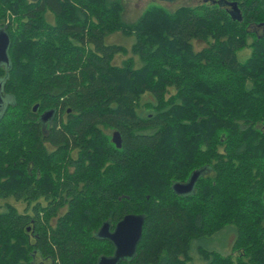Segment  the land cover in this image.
<instances>
[{"label":"trees","instance_id":"1","mask_svg":"<svg viewBox=\"0 0 264 264\" xmlns=\"http://www.w3.org/2000/svg\"><path fill=\"white\" fill-rule=\"evenodd\" d=\"M124 15V0H0V264H98L116 249L98 231L127 214L143 232L118 264H264V0ZM207 50L241 77L190 84Z\"/></svg>","mask_w":264,"mask_h":264},{"label":"water","instance_id":"2","mask_svg":"<svg viewBox=\"0 0 264 264\" xmlns=\"http://www.w3.org/2000/svg\"><path fill=\"white\" fill-rule=\"evenodd\" d=\"M232 5L235 10L238 8L236 2ZM10 42L11 40L9 34L4 29H0V65H7L10 63ZM4 91V83L0 81V115L3 113L5 105L9 99L6 95H4ZM51 114V111L46 113L43 117L44 120L48 119ZM113 140L120 145V139L117 132L113 134ZM199 174V171L195 172L190 181L187 183H176L174 185L175 190L180 193L192 191ZM144 219L143 215L127 214L117 223L113 231L110 228V223L105 222L98 231V234L104 238L111 239L116 249L114 255L102 256L99 259L98 264H118L122 259L133 256L142 237Z\"/></svg>","mask_w":264,"mask_h":264},{"label":"rangeland","instance_id":"3","mask_svg":"<svg viewBox=\"0 0 264 264\" xmlns=\"http://www.w3.org/2000/svg\"><path fill=\"white\" fill-rule=\"evenodd\" d=\"M207 0H124L125 2V19L133 21L136 20L140 14L150 6L153 5H164L167 8L177 7L182 4L195 5L198 3H203ZM7 20V19H6ZM9 21V20H7ZM260 32V30H258ZM108 42H118L124 44L127 48H131L134 42L133 37H126L121 32L111 34L107 37ZM194 46L196 50H204L207 44L202 41H194ZM250 53V50L245 49L239 53L240 59H245ZM131 54V52H130ZM206 55L209 59L201 66L189 70L188 82L191 84L193 81L207 79V80H222L228 77H241L240 74H232L228 70L224 69L211 55L209 50H207ZM126 58L125 55L119 54L116 57V63H121ZM111 133V132H110ZM112 134V133H111ZM9 201L15 203L18 208L22 211L24 209V204L21 202H16L13 199ZM223 238V237H222ZM234 238V232L229 235V241ZM230 250V246L226 248ZM197 263H199L197 261Z\"/></svg>","mask_w":264,"mask_h":264}]
</instances>
